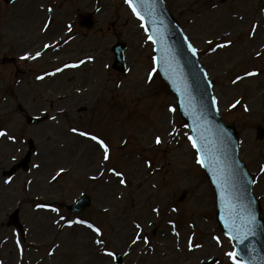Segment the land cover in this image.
Masks as SVG:
<instances>
[{
	"label": "rangeland",
	"instance_id": "obj_1",
	"mask_svg": "<svg viewBox=\"0 0 264 264\" xmlns=\"http://www.w3.org/2000/svg\"><path fill=\"white\" fill-rule=\"evenodd\" d=\"M165 2L207 70L222 119L235 123L264 218V0ZM87 14L90 26L80 23ZM120 40L126 72L111 66ZM27 114L44 119L27 125ZM0 130V264H114L116 252L121 264H243L229 256L213 190L126 0H0ZM29 139L28 169L4 178ZM82 192L91 205L67 212L62 203ZM14 208L21 233L7 225Z\"/></svg>",
	"mask_w": 264,
	"mask_h": 264
},
{
	"label": "water",
	"instance_id": "obj_2",
	"mask_svg": "<svg viewBox=\"0 0 264 264\" xmlns=\"http://www.w3.org/2000/svg\"><path fill=\"white\" fill-rule=\"evenodd\" d=\"M132 5L145 21L155 44L157 68L176 95L182 118L214 187L219 226L232 239L236 255L246 264H264V223L259 216L260 204L252 193V177L237 157V133L233 123L224 125L221 122L206 73L164 1L133 0ZM123 49L121 42L112 48L114 63L121 62L122 70L125 69ZM27 120L36 121L32 117ZM32 150L31 147L23 159L24 167ZM87 205L89 198L82 195L68 208L83 210ZM10 223L18 226L17 210L11 215Z\"/></svg>",
	"mask_w": 264,
	"mask_h": 264
},
{
	"label": "snow or ice",
	"instance_id": "obj_3",
	"mask_svg": "<svg viewBox=\"0 0 264 264\" xmlns=\"http://www.w3.org/2000/svg\"><path fill=\"white\" fill-rule=\"evenodd\" d=\"M127 2L131 5V4H133V0H127ZM133 10L135 11L136 9H135V7L133 8ZM149 39H152V37L150 36L149 37ZM231 43V41H227L225 44H220V45H217V47H220V48H223V47H225V46H227L228 44H230ZM44 47L45 48H48V47H50L49 45H44ZM189 47H192L191 45H189ZM192 51L193 52H195L196 51V49L194 48V47H192ZM41 55V53L40 52H36L35 53V55L33 56L32 54H26V58H28V59H35L36 57H39ZM88 59H93L92 57H89ZM85 61H83V60H81V61H78V62H76L75 64H72V65H65L64 67H78L80 64H83ZM62 69H56V72H59V71H61ZM43 77H38V79H42ZM149 79H151V76L149 77ZM237 79H240L239 77L237 78ZM238 103V102H237ZM53 119H55V117H53ZM78 131V129H76V128H73L72 129V132H77ZM83 135H89V133H82ZM6 135V133H5V131H3V130H0V137H2V136H5ZM11 139H14V137H10ZM91 139H93V140H95V141H97L98 142V144H99V146L103 149V152H104V159L105 160H108V159H110V155H109V145L103 140V139H101V138H99V137H97V136H92L91 137ZM163 141H162V139H161V137L160 136H157L156 138H155V143L156 144H161ZM193 146H195V141L193 142ZM200 163H203V161L201 160L200 161ZM262 170H264V169H262ZM64 171V169H60L59 170V172L57 173V175H59L60 174V172H63ZM113 171H114V173H115V175H117V176H120V175H122V173H120V172H116L114 169H113ZM121 183H125V181H123V180H121ZM38 207H39V205H38ZM79 223H81V224H85V223H87L88 224V227H90V228H93L94 226L92 225V224H90V223H88V222H86V221H84V220H80V221H78ZM69 223L71 224L72 222L71 221H69ZM95 231L96 232H100L101 231V229L100 228H98V227H95ZM100 241H97V243H99ZM193 246H195V245H193ZM110 255H112V253H109ZM233 254L232 253H229V256H232ZM237 264H238V262H237Z\"/></svg>",
	"mask_w": 264,
	"mask_h": 264
},
{
	"label": "bare ground",
	"instance_id": "obj_4",
	"mask_svg": "<svg viewBox=\"0 0 264 264\" xmlns=\"http://www.w3.org/2000/svg\"><path fill=\"white\" fill-rule=\"evenodd\" d=\"M95 259H96V258H95ZM95 259H94V260H95ZM94 260H92L90 263L93 264V263H94Z\"/></svg>",
	"mask_w": 264,
	"mask_h": 264
}]
</instances>
